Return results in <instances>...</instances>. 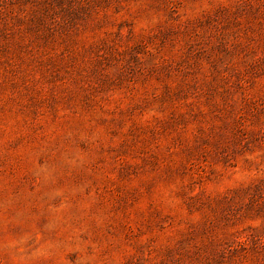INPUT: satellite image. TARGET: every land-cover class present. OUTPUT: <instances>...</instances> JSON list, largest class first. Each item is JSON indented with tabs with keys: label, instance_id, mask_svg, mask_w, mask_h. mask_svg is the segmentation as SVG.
Segmentation results:
<instances>
[{
	"label": "rangeland",
	"instance_id": "1",
	"mask_svg": "<svg viewBox=\"0 0 264 264\" xmlns=\"http://www.w3.org/2000/svg\"><path fill=\"white\" fill-rule=\"evenodd\" d=\"M0 264H264V0H0Z\"/></svg>",
	"mask_w": 264,
	"mask_h": 264
}]
</instances>
